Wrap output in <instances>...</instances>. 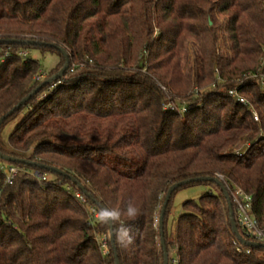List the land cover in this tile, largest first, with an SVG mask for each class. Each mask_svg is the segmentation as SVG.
Masks as SVG:
<instances>
[{
    "label": "trees",
    "instance_id": "trees-1",
    "mask_svg": "<svg viewBox=\"0 0 264 264\" xmlns=\"http://www.w3.org/2000/svg\"><path fill=\"white\" fill-rule=\"evenodd\" d=\"M180 4L0 0V40L56 44L69 56L66 74L0 126L2 154L67 174L0 160V264H116L110 232L92 210L124 208L130 201L140 214L134 221L122 218L133 243L124 248L115 241L120 264H164L156 219L169 189L190 179H219L217 174L226 187L252 197L264 228V87L245 79L250 73L264 76V0L212 2L210 17L215 6L228 17L233 57L216 55L215 27L208 24L211 48L188 73L183 56L188 40L199 34ZM32 50L59 57L42 82L34 79L41 66ZM85 60L91 65L79 68ZM65 63L53 47L0 44V119ZM234 90L258 112L260 123L230 95ZM12 121L17 124L5 142L2 132ZM239 143L247 148L238 150ZM1 165L20 169L11 185H5ZM196 185L218 192L186 201L170 231L176 192ZM234 218L244 239L253 242L236 213ZM101 236L107 254L98 243ZM164 237L169 264L171 255L177 264H264V247L236 238L228 202L214 182H194L172 194Z\"/></svg>",
    "mask_w": 264,
    "mask_h": 264
},
{
    "label": "rangeland",
    "instance_id": "rangeland-1",
    "mask_svg": "<svg viewBox=\"0 0 264 264\" xmlns=\"http://www.w3.org/2000/svg\"><path fill=\"white\" fill-rule=\"evenodd\" d=\"M212 2H219V0H181L179 9L183 10V8H185L187 11L191 13L192 17L188 18V21L191 22L194 29L199 34L198 39L190 38L187 42L186 52L184 53V56H183V72L184 73H188V71L195 66V62L200 60L204 56L205 52L211 48L212 33L208 27V24L215 27L214 30L217 36L216 44H215L216 55L225 57V58L233 57V52H234L233 43L230 40L229 34H228V23H229L228 17L220 14L217 10V6H215L216 8L214 7V11L210 17L209 9L212 6ZM212 17L213 19H211ZM31 56L34 60L40 63V66H41L40 72H43L46 77H47V74L59 62L58 55L51 54V53L43 54L40 50H32ZM259 75L263 78V82H264V76L261 74V72L259 73ZM250 76H247V78H245L246 81L256 80V78H250ZM263 82L260 81L257 83L261 84V86L264 87ZM161 88L164 91V93L166 92L167 94L166 89L163 86H161ZM230 95L234 97V100L236 101L237 100L240 101L239 99L245 100L246 103H243V102L241 103L245 107L250 109L255 119V113L258 115V112L254 109V107L246 99L240 96L238 92H236V90H234L233 92H230ZM258 119H259V115H258ZM257 122L260 123V120H258ZM16 124H17V121H12L8 123L6 128L2 132V138L4 139L5 142L8 141V137L11 134V132L14 130V127ZM236 148L238 150L240 149L245 150L247 148V145H245L244 143H239L238 145H236ZM220 181L224 184L222 180ZM226 189L229 193V190L227 187ZM210 191L214 192L215 194L218 192V190L215 187H207L204 185H196L193 187L184 188V189H180L179 191H177L173 198L171 214L169 216V221H168L169 230L170 231H172L173 229L175 230L174 227L176 226V222L179 216L182 214V206L186 201L199 200V198L205 196ZM232 205H233V210L235 214L236 209H235V205L233 202H232ZM237 220H238V217H237ZM171 257H172V261L176 259L173 255H171Z\"/></svg>",
    "mask_w": 264,
    "mask_h": 264
},
{
    "label": "water",
    "instance_id": "water-1",
    "mask_svg": "<svg viewBox=\"0 0 264 264\" xmlns=\"http://www.w3.org/2000/svg\"><path fill=\"white\" fill-rule=\"evenodd\" d=\"M0 44H8V45L24 44V45H36V46L37 45L49 46V47H53V48L59 50L64 55L65 60H66L65 66L59 71V73L57 75H55L54 77L48 79L47 81H44L43 84L39 88H37L35 91H33V93L31 95L26 97L12 111H9V113L7 115H5L4 117H2L0 119V126H1L7 117L11 116L14 113V111L19 109L24 104H26L27 101L32 96L38 94L43 86H45L47 84H53V83L59 81L66 74V72L69 69V56H68V54L66 53V51L62 47H60V46H58L56 44L40 43V42L35 41V40H27V41L0 40ZM0 160L6 161V162H12V163L18 162V163L25 164V165H28V166L45 168V169L50 170L53 173H57V174L62 175V176H67V174L64 171L60 170V169L45 167L43 165H40V164H37V163H34V162H30V161H27V160H19V159L7 157L4 154H2L1 152H0ZM69 177H70V179L73 182L77 183V181H76V179L74 177H72V176H69ZM194 182H214V183H216L221 188V191L223 192V194L226 197V200L228 202L232 230H233L236 238L239 240V242L242 245H245V246H249V247H253V248L264 247V244H262V243H256V242L247 241L246 239H244L243 235L240 233V231H239V229L237 227L235 218H234V210H233V205H232V201H231L230 195H229L225 185L219 179H213V178L190 179V180H187V181L176 183L169 189V191H168V193L166 195L165 203H164V205L162 206V209H161V213H160V216H159V223L158 224H159V230H160V246H161L162 250L164 251V264H169V255H168V251H167V248H166L165 237H164V217H165V214H166V210H167V206H168L169 200H170L172 194L178 188H180L182 186H185V185H188V184H191V183H194ZM80 188L85 194L88 195V193L85 191L83 186L80 185ZM110 241H111L112 247L114 249L115 258H116V264H120L118 252H117V249L115 247V239H114V237L111 236V234H110Z\"/></svg>",
    "mask_w": 264,
    "mask_h": 264
},
{
    "label": "built area",
    "instance_id": "built-area-1",
    "mask_svg": "<svg viewBox=\"0 0 264 264\" xmlns=\"http://www.w3.org/2000/svg\"><path fill=\"white\" fill-rule=\"evenodd\" d=\"M6 57L8 54L5 55ZM22 57L27 56V52H24L21 54ZM264 64V61L262 62ZM87 65H91V61L89 64L87 63V60L82 61L79 63L78 67L79 68H86ZM75 70V66L71 69V72ZM251 75V76H250ZM246 75L250 76V78H256V82H263V78L259 75V73L256 74H251ZM46 78L45 74L43 72H39L37 76H35V81L36 82H42ZM264 83V82H263ZM233 92V91H232ZM234 94V93H232ZM240 102L246 103L245 100L239 99ZM167 108H170L172 110H176L179 113H185L186 108L183 107L181 109H178L174 104H170L167 106ZM255 120L258 121V115L255 113ZM1 171L5 175V185H11L17 176L18 172L20 171L19 168L17 167H8L6 165H1ZM217 177L222 180L223 182L225 181L224 177L220 174H217ZM229 190V194L231 196V200L235 205L236 209V214L238 217V222L240 226L243 228L245 231V234L247 237L252 239L253 242L256 243H262L264 242V228H261L256 217L254 214V209H253V201L252 197L245 193L242 189L236 188V189H231L227 186ZM77 198L81 201H84V199L81 196H77ZM92 212L95 214V211L92 210ZM95 217V215H94ZM159 220L156 219V223L158 224ZM98 243L100 245V248L104 254H107V239L104 236L98 237ZM238 251H241V248L239 247ZM249 253V251H247ZM172 264H177V259L172 261Z\"/></svg>",
    "mask_w": 264,
    "mask_h": 264
},
{
    "label": "clouds",
    "instance_id": "clouds-1",
    "mask_svg": "<svg viewBox=\"0 0 264 264\" xmlns=\"http://www.w3.org/2000/svg\"><path fill=\"white\" fill-rule=\"evenodd\" d=\"M94 211L97 222L109 230L119 246L127 248L133 243L131 227L122 218L134 221L138 217L140 210L134 202H128L124 208L99 207L94 209Z\"/></svg>",
    "mask_w": 264,
    "mask_h": 264
}]
</instances>
